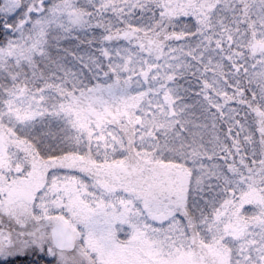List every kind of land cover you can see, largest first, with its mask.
<instances>
[{
    "label": "snow or ice",
    "instance_id": "obj_1",
    "mask_svg": "<svg viewBox=\"0 0 264 264\" xmlns=\"http://www.w3.org/2000/svg\"><path fill=\"white\" fill-rule=\"evenodd\" d=\"M0 264H264V0H0Z\"/></svg>",
    "mask_w": 264,
    "mask_h": 264
}]
</instances>
